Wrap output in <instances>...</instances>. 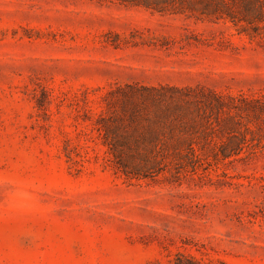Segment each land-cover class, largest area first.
Returning a JSON list of instances; mask_svg holds the SVG:
<instances>
[{
	"label": "rangeland",
	"instance_id": "374dc122",
	"mask_svg": "<svg viewBox=\"0 0 264 264\" xmlns=\"http://www.w3.org/2000/svg\"><path fill=\"white\" fill-rule=\"evenodd\" d=\"M247 9L0 0V264H264Z\"/></svg>",
	"mask_w": 264,
	"mask_h": 264
},
{
	"label": "trees",
	"instance_id": "16d2710c",
	"mask_svg": "<svg viewBox=\"0 0 264 264\" xmlns=\"http://www.w3.org/2000/svg\"><path fill=\"white\" fill-rule=\"evenodd\" d=\"M233 1V0H232ZM249 4V9H247L248 13H240L238 17L230 16L229 18H237L238 21L246 22L247 24L259 23L264 27V0H246ZM257 109L261 112L260 120H262L264 124V103H259ZM230 155V154H229ZM229 155L222 154V157L226 158ZM154 160L152 164H154Z\"/></svg>",
	"mask_w": 264,
	"mask_h": 264
}]
</instances>
